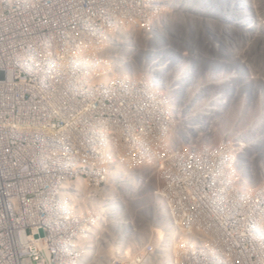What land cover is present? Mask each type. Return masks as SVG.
<instances>
[{"label": "built area", "instance_id": "built-area-1", "mask_svg": "<svg viewBox=\"0 0 264 264\" xmlns=\"http://www.w3.org/2000/svg\"><path fill=\"white\" fill-rule=\"evenodd\" d=\"M170 6L0 0V264H89L105 227L106 264H264L249 145L205 138L211 100L183 114L185 69L162 81L176 60L160 45ZM139 194L153 198L141 238Z\"/></svg>", "mask_w": 264, "mask_h": 264}, {"label": "rangeland", "instance_id": "rangeland-1", "mask_svg": "<svg viewBox=\"0 0 264 264\" xmlns=\"http://www.w3.org/2000/svg\"><path fill=\"white\" fill-rule=\"evenodd\" d=\"M193 1L194 5L187 4L188 9L181 12L182 16L177 17V13L171 18L168 13L162 16L169 21H165L163 32H160L161 48L168 58L171 54L176 56L171 75H175V81L176 74L183 69L187 74L180 83L178 103L185 114L193 107L200 112L207 106V100H211L208 103L213 104L210 117L200 119L201 124L208 127L204 129L205 138L212 143L223 137L238 139L243 136L245 144L249 145L244 167L260 181L264 176V24L257 31L254 25L245 28L238 20L230 25L225 24L226 19L220 20L222 10V16L231 19L235 11L227 14L241 5L240 0ZM246 2L250 5V0ZM258 3L263 12L264 0H258ZM252 17L253 21L257 17L253 11ZM143 42L137 36V44L143 45ZM146 44L150 45V42ZM144 54V50L137 52L138 58ZM141 64L139 61V68ZM162 81L174 85L172 78ZM212 95L217 97L214 103ZM156 185L157 181L153 179L147 182L149 189ZM139 195L142 196H138L137 201L132 200L135 204L130 208L132 217L143 223L150 218L148 225L153 198L150 194Z\"/></svg>", "mask_w": 264, "mask_h": 264}, {"label": "bare ground", "instance_id": "bare-ground-1", "mask_svg": "<svg viewBox=\"0 0 264 264\" xmlns=\"http://www.w3.org/2000/svg\"><path fill=\"white\" fill-rule=\"evenodd\" d=\"M240 1H242V3H241V5H238V8L236 10L232 8L228 12V14L225 12V15L226 14L230 15L233 10L235 11L234 13H232L233 16H232L231 19L228 18V17L222 16V13L224 14V11L222 10V12L219 13L220 17L222 18L220 20H225L226 19V21H227V23H225L226 25H230L231 23H233L236 20H238V21L242 22V24L245 26V28L251 27V26L254 25V27L257 29V31H259V29L261 30L262 27H263V24H264V22L261 21V20H263L262 17L264 18V11L260 12V9H259L260 8V3H258V0H252V1L250 0V5H249L248 2L245 3V0H240ZM243 1H244V3H243ZM191 2H194V1L193 0H169V4L172 6V9L173 10L175 9L173 14H170L169 17L171 18V16L176 14V13H177L176 14L177 17H179L180 15L182 16L181 12L182 11H186V9H188V5H192L193 4ZM252 11L256 13V15H257V17L259 19L256 17V19L253 21ZM161 19H162V23H163L162 25H164L165 21L168 20V19H166V20L163 19V17ZM181 75H182L181 72H179L178 75L176 74L175 82L177 83V85L180 82V80L182 79ZM171 78L174 79L175 75L171 76ZM134 194L135 193H133L130 196V198L132 196H134ZM151 210H152V208H151ZM129 212H131L130 208H129ZM127 213H128V210H127ZM145 215H147V214H145ZM132 216L134 217V214H132ZM148 220H149V218H147L146 222H144V223L136 221L137 224L140 225V227H137V229L139 230V233H140V235H139L140 238H141V234L144 231ZM110 225H112V230L115 231V232L117 230H119V231L122 230L121 227L123 226L118 221H114V222L110 223ZM142 228H143V231H141ZM145 231H146V229H145ZM110 235H111V233L107 230V227L102 229V231L100 232V238L98 239V241H96L92 245V247L90 249V259H89V262H88L89 264H106L107 263V261L109 259V256H110L109 255L110 245L112 244V246H113V242H109V241L106 240ZM113 235H117V233H115ZM139 236H138V239H140ZM136 241L137 240L130 239V242L127 245L128 246H134ZM149 264H168V263H167V260L165 259V257L162 256V257H159V258L155 259L153 262H151Z\"/></svg>", "mask_w": 264, "mask_h": 264}]
</instances>
